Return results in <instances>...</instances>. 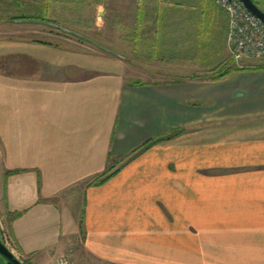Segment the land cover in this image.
Listing matches in <instances>:
<instances>
[{
  "label": "crops",
  "instance_id": "crops-1",
  "mask_svg": "<svg viewBox=\"0 0 264 264\" xmlns=\"http://www.w3.org/2000/svg\"><path fill=\"white\" fill-rule=\"evenodd\" d=\"M38 2L36 16L54 15L43 21L86 35L65 25L76 0ZM140 3L135 62L194 47L212 65L132 82L111 45L0 38V208L15 248L31 264H264V57L233 66L214 0ZM31 23L48 25L15 20Z\"/></svg>",
  "mask_w": 264,
  "mask_h": 264
},
{
  "label": "rangeland",
  "instance_id": "rangeland-1",
  "mask_svg": "<svg viewBox=\"0 0 264 264\" xmlns=\"http://www.w3.org/2000/svg\"><path fill=\"white\" fill-rule=\"evenodd\" d=\"M261 1L264 7V0ZM76 4V8L72 7L71 15L65 14L69 20L68 24L65 25H72V27L80 30L97 42L111 45L110 49L127 55L129 57L128 61H126L128 81L158 80L159 74L157 73L163 69L170 70L173 75H192L194 73H201L203 71L201 70L202 68L212 65L211 63H203L204 57L199 55L198 49L194 47H174L165 57H158L157 62H151L150 57L145 53V56L140 57V59H143V62H135L133 48L128 45L132 42L131 39L134 31L131 29L134 28L135 22L138 19L137 7L138 4H141L140 0H76ZM64 5V3H61V7ZM51 9L54 12L52 7ZM40 10L38 0H0V38L29 37V39L38 42L55 43L57 45L68 46L71 49H81L93 53L104 52L101 47L92 43H85V46H80L76 44L77 40L78 42L81 41L78 37L56 30L49 25L31 23L27 25V29H22L20 25L15 24L16 19L23 17H28L24 19L39 18L36 16V13ZM104 12H106L105 17L101 15ZM53 16V14H49L46 19L53 20ZM60 19L62 18L60 17ZM73 21H77V24H73ZM200 57L203 62L200 61ZM229 58H231L232 64L234 63V67H240L231 54ZM242 65L246 67V60H243ZM4 233L10 246L15 247L10 236L7 219L0 208V238H2V235L4 237ZM78 245L82 246L80 240L78 241ZM14 251L23 264H31L16 249ZM71 254L69 253V255ZM77 263L80 264L79 262ZM0 264H9V259L2 253H0Z\"/></svg>",
  "mask_w": 264,
  "mask_h": 264
},
{
  "label": "built area",
  "instance_id": "built-area-1",
  "mask_svg": "<svg viewBox=\"0 0 264 264\" xmlns=\"http://www.w3.org/2000/svg\"><path fill=\"white\" fill-rule=\"evenodd\" d=\"M229 16L228 46L231 56L243 67V60L264 57V22L257 18L240 0H214ZM4 239L9 248V241ZM57 264H78L72 254L61 255Z\"/></svg>",
  "mask_w": 264,
  "mask_h": 264
},
{
  "label": "water",
  "instance_id": "water-1",
  "mask_svg": "<svg viewBox=\"0 0 264 264\" xmlns=\"http://www.w3.org/2000/svg\"><path fill=\"white\" fill-rule=\"evenodd\" d=\"M242 1L245 6L249 9V11L251 13H253L257 18H259L262 22H264V11L261 9V7L258 5V3L255 0H240ZM26 21H40L43 23H47L48 25H51L53 27H56L68 34H71L73 36H76L80 39L86 40L88 42L94 43L96 45H98V43L93 40L92 38L77 32L75 30L66 28L62 25L53 23V22H48V21H43V20H38V19H26ZM102 49L104 50H109L111 51L109 48L100 46ZM0 253H2L3 255H5L8 259H9V264H23V262L15 255V253L9 248V246L6 244L4 237L2 235V238H0Z\"/></svg>",
  "mask_w": 264,
  "mask_h": 264
},
{
  "label": "trees",
  "instance_id": "trees-1",
  "mask_svg": "<svg viewBox=\"0 0 264 264\" xmlns=\"http://www.w3.org/2000/svg\"><path fill=\"white\" fill-rule=\"evenodd\" d=\"M24 18H28V17H23V19ZM36 19H38V20H48V19H46V18H42V17H40V18H36ZM229 71H226V72H221V71H219V73H217V77L218 78H220V77H222V76H224L225 74H227ZM180 131H182V130H175V131H173L172 133H170V134H168L167 136H165V137H160V138H157V139H155V140H153L152 142H149V144H147V147L148 146H150V145H153V144H155V143H157V142H159V141H162V140H164V139H167V138H171V137H174V136H176L178 133H180ZM115 172H111L110 171V169L101 177V178H99V179H97V181H96V183L97 184H101V183H103V182H105L106 180H108L113 174H114ZM15 215V217L16 216H19L20 215V213H15L14 214Z\"/></svg>",
  "mask_w": 264,
  "mask_h": 264
},
{
  "label": "flooded vegetation",
  "instance_id": "flooded-vegetation-1",
  "mask_svg": "<svg viewBox=\"0 0 264 264\" xmlns=\"http://www.w3.org/2000/svg\"><path fill=\"white\" fill-rule=\"evenodd\" d=\"M258 5L261 7V9L264 11V7L262 6V1L261 0H255Z\"/></svg>",
  "mask_w": 264,
  "mask_h": 264
}]
</instances>
